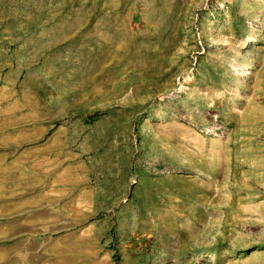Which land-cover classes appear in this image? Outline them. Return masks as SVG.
Returning a JSON list of instances; mask_svg holds the SVG:
<instances>
[{"label":"rangeland","instance_id":"1","mask_svg":"<svg viewBox=\"0 0 264 264\" xmlns=\"http://www.w3.org/2000/svg\"><path fill=\"white\" fill-rule=\"evenodd\" d=\"M0 264H264V0H0Z\"/></svg>","mask_w":264,"mask_h":264}]
</instances>
